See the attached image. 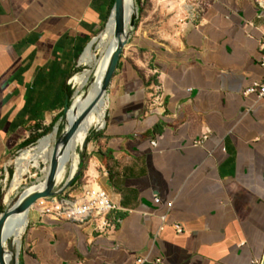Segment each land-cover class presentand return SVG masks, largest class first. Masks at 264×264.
<instances>
[{
	"label": "crops",
	"instance_id": "obj_1",
	"mask_svg": "<svg viewBox=\"0 0 264 264\" xmlns=\"http://www.w3.org/2000/svg\"><path fill=\"white\" fill-rule=\"evenodd\" d=\"M184 1L162 2L167 28ZM113 2L0 0V172L64 112ZM180 28L134 30L83 145L73 183L106 192L110 231L29 213L18 264H264V100L244 94L264 81V0H201Z\"/></svg>",
	"mask_w": 264,
	"mask_h": 264
},
{
	"label": "bare ground",
	"instance_id": "obj_2",
	"mask_svg": "<svg viewBox=\"0 0 264 264\" xmlns=\"http://www.w3.org/2000/svg\"><path fill=\"white\" fill-rule=\"evenodd\" d=\"M125 4V22L128 25L131 17L136 13V8L131 0H125ZM181 8L188 13L192 9V5L184 1ZM117 44L115 22L112 16L103 33L98 38L93 39L82 54L79 60V66L82 68L81 72L76 73L70 79V83L75 89V96L65 116L66 126L64 132L80 118L76 128L62 142H59L57 138V131L59 129L57 130L56 128L53 132L41 138L37 145L22 151L18 157L12 160L15 167V175L3 199L5 206L10 205L13 200L12 195L21 186L24 176L34 168L40 169L41 164L44 166L41 170L44 181L34 184L28 193L43 190L46 186V180L53 158H56L58 164L55 177L56 183L62 178L66 172V168H68V178L74 175L78 163L77 148H80L84 142L88 131L91 130L90 128L104 126L107 99L102 92L103 80L101 81L99 76L104 75V71L106 72L109 60ZM60 173H63V175L60 176ZM35 205L40 211L43 209L51 211L57 206L55 203L48 205L44 199L37 201ZM17 219V214H13L6 222L3 233L6 244H8L7 239L11 235L13 238L10 241H13L15 245H20L21 243L22 236L27 228V222L18 225L16 224Z\"/></svg>",
	"mask_w": 264,
	"mask_h": 264
},
{
	"label": "rangeland",
	"instance_id": "obj_3",
	"mask_svg": "<svg viewBox=\"0 0 264 264\" xmlns=\"http://www.w3.org/2000/svg\"><path fill=\"white\" fill-rule=\"evenodd\" d=\"M163 1L164 0H131V2L135 5V8H136V13H135V16L137 18L136 29H137V32L139 34H143L146 37H151L153 39L165 41L167 36L173 37L175 32H181L180 31V29H181L180 24H185L186 27L190 25V23L192 22L193 15L198 14L199 5L201 3V0H194L193 1V4H194L193 8L190 9L189 12L186 14L182 23L175 25L174 29L176 31H174L171 28H167V24L172 19L173 14L172 13L169 14V12L167 13V11L165 9H166V5H168V4L166 3L163 6V3H165ZM104 30H105V27H103L94 36L93 39L98 38V36H100ZM127 48H126L125 52H127V50H128ZM81 70H82V68L78 65L74 75L76 73L81 72ZM104 75H105V71H104ZM104 75L99 76L101 81L104 79ZM70 89H71V96H70V102L69 103L72 104L74 96H75V89L71 83H70ZM107 94H108V90H107V93H104V96L107 99V105H108ZM105 118H106V114L104 117V121H105ZM65 126H66V121H65V117L62 114V116L57 118L54 122L50 123L48 127L43 128L41 133H39V134H42L43 136L41 138H43L44 136H47L48 134H50L51 132H53L57 128V130L59 129L58 130L59 133L57 131V138L59 139L61 134L65 130ZM100 128L101 127H99V126H94V127L90 128L91 130H89L87 135H86L87 138L90 137L94 132L99 131ZM87 138H86V140H87ZM84 141H85V139H84ZM37 144H38V141L36 143L24 148L23 150H21L17 154H15L6 163L5 167L1 170V172H0V203H1L0 209L2 210V212L6 208V206L3 204L4 196L7 193V191L9 190L11 183H12V180H13V177L15 175V167H14V164L12 163V160H14L16 157H18L22 151H24L28 148H31ZM83 145H84V142L81 144L80 148H77V151H76L77 156H78V163H77L76 171H75L73 176H75V174L79 170V163L81 162V154H82ZM41 165L42 166L40 169L34 168L30 171V173H28L27 175L24 176L21 186L19 187L17 192H15L12 195V199H14L16 196H19L24 191H26V193H28L34 184H38V183H41L44 181V178L42 177L43 174L41 172V170L44 168V166H43V164H41ZM67 170H68V168H66V172L64 173V175H63V173L59 174L60 176H62V175L63 176L59 181H57L56 190L61 188L63 186V184L67 181V179H69ZM78 177H79V175H77L76 179ZM78 187H79L78 183L74 184L72 182L70 184V186L63 193H61L58 196H55V199L64 198L67 195H72L74 197L79 196V190H78L79 188ZM37 210H38V207L36 205H34L29 213H36ZM17 216H18V219H17L16 224L21 225L22 223L27 222L28 214L27 215L17 214ZM28 226H29V223L27 224V228L24 232V235L22 236L21 242L24 239V236L26 234ZM12 238H13L12 235L8 237V239H7L8 243L10 242V240Z\"/></svg>",
	"mask_w": 264,
	"mask_h": 264
},
{
	"label": "water",
	"instance_id": "obj_4",
	"mask_svg": "<svg viewBox=\"0 0 264 264\" xmlns=\"http://www.w3.org/2000/svg\"><path fill=\"white\" fill-rule=\"evenodd\" d=\"M114 17L115 22V34L118 40L117 47L111 55L109 60L104 79L102 85V92L107 93V90L111 84V81L116 73L120 58L124 52V49L128 47L129 42L131 40L132 34L136 29V16H132L128 25L125 22L126 16V4L125 0H115L114 6L110 13V17ZM108 19V21H109ZM108 23V22H107ZM90 45V44H89ZM88 45V46H89ZM72 104L69 102L65 105L63 116L65 117L68 110L70 109ZM80 119V118H79ZM79 119L75 121L70 128L63 132L59 138V142L65 141V139L71 134V132L76 128ZM40 140V139H39ZM38 140V142H39ZM58 169V164L56 158L52 159V163L50 166V171L46 180V186L43 190L40 191H32L30 193H26L24 191L19 196H16L10 203L9 206H6L5 210L0 214V264H18L19 263V252L20 245H15L13 241H10L8 244L4 241V228L6 222L10 216L13 214H29L30 210L33 208L35 203L41 199L53 198L55 196L63 193L72 182H74L75 178L79 174L77 172L75 176L67 179V181L63 184V186L56 190V172ZM21 244V243H20Z\"/></svg>",
	"mask_w": 264,
	"mask_h": 264
},
{
	"label": "built area",
	"instance_id": "obj_5",
	"mask_svg": "<svg viewBox=\"0 0 264 264\" xmlns=\"http://www.w3.org/2000/svg\"><path fill=\"white\" fill-rule=\"evenodd\" d=\"M260 47L263 51L261 65L264 67V37L260 42ZM244 94L246 96L255 95L259 100H264V81L254 83ZM44 200L48 205L55 203L57 206L51 211L47 209L37 210L41 216H50L56 220L81 224L97 219L99 221L98 230L105 233L110 231L113 226L108 216L117 207L109 199L106 192L96 185L86 186L81 190L78 197L67 195L64 198L55 199L53 197ZM155 202L159 203V199L156 198ZM174 228L178 232L182 231L179 225H174ZM143 261V259H140L137 263L141 264ZM154 264H163V262L161 259H156Z\"/></svg>",
	"mask_w": 264,
	"mask_h": 264
},
{
	"label": "trees",
	"instance_id": "obj_6",
	"mask_svg": "<svg viewBox=\"0 0 264 264\" xmlns=\"http://www.w3.org/2000/svg\"><path fill=\"white\" fill-rule=\"evenodd\" d=\"M115 1V0H114ZM113 6H114V2H113V5H112V8H113ZM112 8H111V11H112ZM111 13V12H110ZM70 96H71V92H70ZM70 104V103H69ZM63 114V113H62ZM62 114L60 115V116H62ZM46 131V130H45ZM43 135L42 134H37V135H35L34 137H32L30 140H29V142L27 143V145L26 146H30V145H32V144H34V143H36L41 137H42ZM86 138H87V136H86ZM86 138H85V141H86ZM85 141H84V143H85ZM80 169H81V162L79 163V170H78V172L80 171ZM2 213V210L0 209V214Z\"/></svg>",
	"mask_w": 264,
	"mask_h": 264
}]
</instances>
